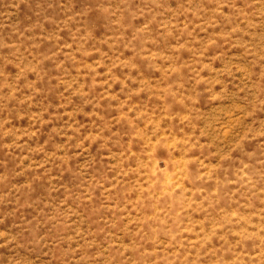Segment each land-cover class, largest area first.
Instances as JSON below:
<instances>
[{"label":"rangeland","instance_id":"rangeland-1","mask_svg":"<svg viewBox=\"0 0 264 264\" xmlns=\"http://www.w3.org/2000/svg\"><path fill=\"white\" fill-rule=\"evenodd\" d=\"M0 264H264V0H0Z\"/></svg>","mask_w":264,"mask_h":264}]
</instances>
